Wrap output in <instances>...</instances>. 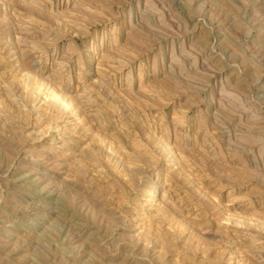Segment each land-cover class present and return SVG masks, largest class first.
<instances>
[{
  "label": "rangeland",
  "instance_id": "rangeland-1",
  "mask_svg": "<svg viewBox=\"0 0 264 264\" xmlns=\"http://www.w3.org/2000/svg\"><path fill=\"white\" fill-rule=\"evenodd\" d=\"M0 264H264V0H0Z\"/></svg>",
  "mask_w": 264,
  "mask_h": 264
},
{
  "label": "bare ground",
  "instance_id": "bare-ground-1",
  "mask_svg": "<svg viewBox=\"0 0 264 264\" xmlns=\"http://www.w3.org/2000/svg\"><path fill=\"white\" fill-rule=\"evenodd\" d=\"M34 49V48H33ZM38 118V117H37ZM59 126V125H58ZM60 127V126H59ZM55 128V127H54ZM154 195V194H153ZM151 196V195H150ZM155 196V195H154ZM152 198V197H151ZM149 200H151V199H149ZM152 201V200H151ZM150 204V203H149ZM153 208V207H152ZM151 209V208H150Z\"/></svg>",
  "mask_w": 264,
  "mask_h": 264
}]
</instances>
